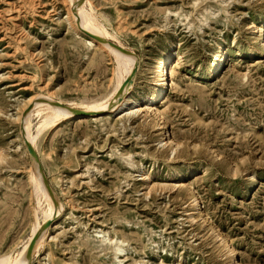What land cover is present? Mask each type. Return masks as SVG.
<instances>
[{
  "label": "rangeland",
  "instance_id": "rangeland-1",
  "mask_svg": "<svg viewBox=\"0 0 264 264\" xmlns=\"http://www.w3.org/2000/svg\"><path fill=\"white\" fill-rule=\"evenodd\" d=\"M71 1L0 0V258L18 260L41 225L23 264H225L228 246L264 264V0H84L137 59L127 100L152 96L173 53L159 115L104 111L36 134L47 110L35 107L32 155L28 98L105 103L123 73L86 43Z\"/></svg>",
  "mask_w": 264,
  "mask_h": 264
},
{
  "label": "bare ground",
  "instance_id": "bare-ground-1",
  "mask_svg": "<svg viewBox=\"0 0 264 264\" xmlns=\"http://www.w3.org/2000/svg\"><path fill=\"white\" fill-rule=\"evenodd\" d=\"M83 3H84V0H72L71 1L72 10L75 9L74 11H76V13H78L80 16L79 20L76 24L77 29L79 31L83 32L85 35H87V37H88L86 39L87 44H90V45L91 44H97L100 47L110 51V53L112 52L117 57L119 66L121 67L123 73H121L120 77L117 80L115 90L111 96V99L106 101L105 103L104 102H102V103H100V102L99 103H91V104L85 105L82 108H78V107H75L73 105H65L64 103H62L58 100H54L53 98L48 97V96H44L42 99H39L36 97L28 98L29 99V101H28L29 105L28 106L32 105L31 106L32 109L29 111V113L26 115V117L23 116V118L21 119V130H20L27 150H28V148H30L32 151H34V140L36 137H33V135H30L28 123H29V117L31 115V112L35 107L44 106L45 107L44 109L47 110V114L44 116L42 122H40L41 124L38 126V132L36 134H38L44 126L53 125L58 120H62L64 118H68V117H74L78 120H85V118L95 120L98 118L99 114L101 115V113H104V111H110V112L113 111V112H115V115H118V117L125 116V114H122L125 111V109L130 110L128 113L132 112L134 114H135V112H138V113L140 112V114H142V112L146 111L147 113L146 112L143 113V116H145V117H149V116L155 117V116L159 115V110H158L157 106L155 105V103L157 102L158 97L162 94L163 89H164V85L167 84V81L169 78L168 77V75H169L168 74L169 73V64H171L170 62H171V57L173 56V53L172 52L165 53L158 60V63H157L158 64L157 65L158 70L156 69L157 71L155 74L157 76L156 82L157 83L159 82V83H158V87H156V90L154 91L152 96L148 97L147 99L141 98L142 99L141 102L140 101H137V102L134 101L133 102L132 100H129V99L127 100L125 98L126 97L125 94L127 93L128 89L130 87V82H131V80L130 81H127V80H129V75H132V70L135 69V64L137 63V59L130 52H125V51L121 50L120 48H118L117 44H115L117 46H114L107 41V36H106L107 32L105 31V29L103 27H101L100 25L95 24L93 22L92 16L83 9V6H82ZM73 7H74V9H73ZM67 24L72 25L71 20L69 21V19H67ZM260 29L261 30H260V32H258L259 36L257 38H259V41L261 40V42H259V43L261 44L260 46H262V49H264V43H263L264 40L262 41L263 35H264V29L263 28H260ZM87 33H89V34H87ZM90 34L98 36L101 39H96L95 37L90 36ZM119 47H121V46H119ZM221 61H222L221 56L217 55L216 56V62L214 61L215 62L214 65L218 66ZM131 78H132V76H131ZM83 112H87L88 114L83 115L82 114ZM126 115H127V112H126ZM164 140L162 141L163 144L169 145L170 143H172V141L170 140V138H168V136H165ZM36 170H37L36 175L39 178L38 183H39L40 188L39 187L38 188H39V190L41 189V191L43 192V194L47 198H49V193H48L47 188H46V186L42 180L41 173H40L37 165H36ZM192 202H193L194 208L199 207L198 201L196 198H194ZM51 205H52V203H51ZM58 206H59V204H58ZM48 210L49 211L47 212L43 223L46 222L47 220L54 219V217L58 216V214L60 212L59 207L55 208V207L51 206L50 209H48ZM55 214H56V216H55ZM40 227H41V225H36L34 227V229L32 231V235L30 237V240L26 244V246L24 247L23 251L21 252L20 257L18 258V260L10 261L8 256H3L0 258V264H23L25 262V259H26L25 256L33 254V252L35 251V249L37 248V246L40 243L41 238L40 239L38 238L39 240L37 239V242H34L35 238L38 237ZM218 238L220 239V237H218ZM30 245H31V252L28 253V249H29ZM228 249L229 250L227 251V255L232 257V258H230L225 264H240L235 259V250L232 249L230 246H228Z\"/></svg>",
  "mask_w": 264,
  "mask_h": 264
},
{
  "label": "water",
  "instance_id": "water-1",
  "mask_svg": "<svg viewBox=\"0 0 264 264\" xmlns=\"http://www.w3.org/2000/svg\"><path fill=\"white\" fill-rule=\"evenodd\" d=\"M87 34H89V33H87ZM90 36H93V37H95L96 39H101L100 37L95 36V35H92V34H90ZM109 43L112 44V45H114V46H117V45H115L113 42H109ZM117 47L120 48L121 50L125 51V52H129V51L123 49L122 47H119V46H117ZM82 114H83V115H86V114H88V113H87V112H83ZM28 150H29V152H30L31 154L35 155L34 152H33L30 148H28ZM41 177H42V180H43V182H44V184H45V186H46L48 192L51 194V193H52L51 187H50L49 184L46 182L45 175H44L42 172H41ZM30 251H31V245H30V247H29V249H28V253H29Z\"/></svg>",
  "mask_w": 264,
  "mask_h": 264
}]
</instances>
